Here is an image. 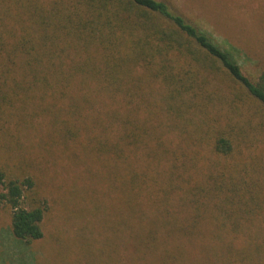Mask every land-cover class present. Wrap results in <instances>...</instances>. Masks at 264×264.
<instances>
[{"label":"rangeland","instance_id":"1","mask_svg":"<svg viewBox=\"0 0 264 264\" xmlns=\"http://www.w3.org/2000/svg\"><path fill=\"white\" fill-rule=\"evenodd\" d=\"M161 1L233 48L246 76L257 78L264 70V0ZM139 87L145 96L133 118L148 137L130 158L136 205H128V156L119 160L107 147L116 142L119 126L105 115L123 114L120 103L94 97L73 121L57 117L36 97L0 112V170L8 179H29L24 206L45 209L43 238L21 241L11 232V209L0 206V264H264V222L235 227L236 218L208 217L204 207L181 205L178 188L183 180L202 183L208 177L216 160L213 141L225 134L235 151L217 155L220 162L237 167V181L253 185L257 178V187H248L263 205L264 110L206 103L205 114L199 109L196 118L221 117L206 127L200 158H192V139L183 140L167 114L162 86ZM98 117L105 122L96 124Z\"/></svg>","mask_w":264,"mask_h":264},{"label":"trees","instance_id":"2","mask_svg":"<svg viewBox=\"0 0 264 264\" xmlns=\"http://www.w3.org/2000/svg\"><path fill=\"white\" fill-rule=\"evenodd\" d=\"M139 70L145 74L135 77ZM137 82L162 86L167 114L182 139H192L187 141L192 158H200L206 127L221 117L217 112L218 120L196 118L199 109L205 114L206 103L264 110V70L257 78L246 76L233 48H224L164 1L0 0V112L34 97L45 109L57 110V117L70 119L94 97L120 103L123 114L111 110L105 115L106 122L119 126L116 142L107 147L119 160L128 156V205H136L137 185L130 158L148 137L133 118L145 96ZM193 119L199 121L196 128L190 127ZM225 136L213 141L216 160L210 161L208 177L202 183L180 182L181 205L204 207L208 217L236 218L235 227L264 222V204L248 187H257V178L253 185L237 181V167L217 156L232 157L235 151ZM31 187L29 179H8L0 170V206L11 209V232L21 241L43 238L45 209L24 206Z\"/></svg>","mask_w":264,"mask_h":264}]
</instances>
